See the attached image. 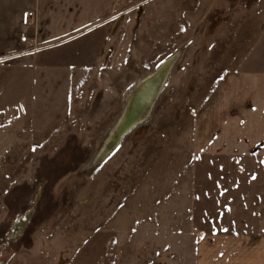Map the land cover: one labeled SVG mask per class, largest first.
Instances as JSON below:
<instances>
[{
	"label": "rangeland",
	"instance_id": "rangeland-1",
	"mask_svg": "<svg viewBox=\"0 0 264 264\" xmlns=\"http://www.w3.org/2000/svg\"><path fill=\"white\" fill-rule=\"evenodd\" d=\"M250 8L264 0H115L96 28L32 48L0 143V264H195L208 232L260 235L264 175L206 142L229 76L264 65ZM168 59L147 120L107 149L128 92Z\"/></svg>",
	"mask_w": 264,
	"mask_h": 264
},
{
	"label": "crops",
	"instance_id": "crops-1",
	"mask_svg": "<svg viewBox=\"0 0 264 264\" xmlns=\"http://www.w3.org/2000/svg\"><path fill=\"white\" fill-rule=\"evenodd\" d=\"M114 1L0 0V96L5 91L11 98L9 103L0 105V143L4 128H12L19 119V104L12 95L19 84L20 67L30 69L35 65L32 48L57 39L79 37L96 28ZM250 11L255 16L264 15V8ZM259 29L264 31L263 26ZM252 61L263 64L264 57L254 56ZM222 89L218 100L205 113V119L210 121L207 125L219 128L206 141L210 144L208 152L252 160L258 165L252 174L263 176L264 65L236 71ZM260 208L264 220V205ZM208 233L199 246L195 264H264V222L258 231L260 235L254 238L249 231ZM257 239L259 245L253 246Z\"/></svg>",
	"mask_w": 264,
	"mask_h": 264
},
{
	"label": "bare ground",
	"instance_id": "bare-ground-1",
	"mask_svg": "<svg viewBox=\"0 0 264 264\" xmlns=\"http://www.w3.org/2000/svg\"><path fill=\"white\" fill-rule=\"evenodd\" d=\"M172 61V59L164 61L160 66L144 74L136 81L135 84H138L139 87L130 95L128 94L124 108L120 113V119L110 131L106 144L107 149L115 147L125 133L147 120L161 94L162 86L169 77ZM27 218V215L20 217L16 222L15 229H20Z\"/></svg>",
	"mask_w": 264,
	"mask_h": 264
},
{
	"label": "water",
	"instance_id": "water-1",
	"mask_svg": "<svg viewBox=\"0 0 264 264\" xmlns=\"http://www.w3.org/2000/svg\"><path fill=\"white\" fill-rule=\"evenodd\" d=\"M138 87H139L138 84H135V85L133 86V88L131 89V91L129 92V95H130L131 93H133L135 90H137Z\"/></svg>",
	"mask_w": 264,
	"mask_h": 264
}]
</instances>
